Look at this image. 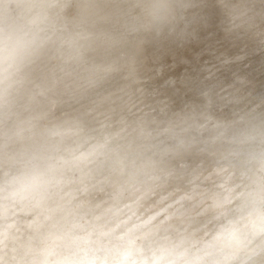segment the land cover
I'll return each instance as SVG.
<instances>
[{"label":"clouds","instance_id":"9594fccd","mask_svg":"<svg viewBox=\"0 0 264 264\" xmlns=\"http://www.w3.org/2000/svg\"><path fill=\"white\" fill-rule=\"evenodd\" d=\"M0 264H264V0H0Z\"/></svg>","mask_w":264,"mask_h":264}]
</instances>
